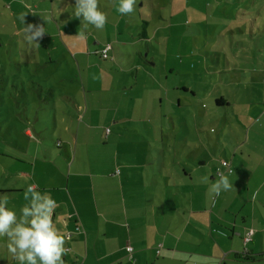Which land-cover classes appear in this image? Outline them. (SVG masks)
<instances>
[{
    "label": "rangeland",
    "instance_id": "rangeland-1",
    "mask_svg": "<svg viewBox=\"0 0 264 264\" xmlns=\"http://www.w3.org/2000/svg\"><path fill=\"white\" fill-rule=\"evenodd\" d=\"M39 1L45 7L34 9ZM98 3L108 11L102 29L82 26L81 19L74 15L76 0H0V180L4 171L8 174L9 165L15 172L28 169L38 146L44 148V153L49 154L50 149L56 155L59 140L71 136L65 130L71 118L61 109L66 105L58 100L59 91L76 92L83 104L80 90L85 84L89 91L107 94L108 107L112 86L118 87L117 79H121V85H132L138 91L141 106L148 102L153 106L149 111L153 112L148 115L146 110L134 120L122 122L120 129L115 130L122 138H118V144H104L101 131L94 130L101 144L95 153L100 151L113 159L116 150L123 156L132 152L133 162L139 163L142 157L140 163H145L151 172L159 166V156L165 151L172 154L166 158L167 168L178 154L187 158L186 154L192 153L191 166H200L193 160L195 156L204 157V170L209 176L225 158L234 162L232 169L240 176L228 190L232 196L247 200L248 196L243 197L238 191H247L250 186L252 196L259 185L264 194V0H137L134 12L127 15L116 11L118 0ZM20 13L27 14L25 26L45 24L55 32L45 30L39 44L29 42ZM118 24L124 36L131 39H137L133 34L142 32L143 25L149 36L140 47L114 46L111 53L116 54L120 64H126L125 71L117 64L109 69L111 59L93 53L97 41H111L116 35L111 27ZM79 32L82 35L77 37ZM140 50L144 67L136 80L137 70L134 69V77L126 70L138 62L135 55ZM50 56L55 63L39 68L32 62L39 57L49 60ZM75 57L85 59L81 77ZM30 76L41 81L42 88L34 87ZM49 87L57 92L54 97L59 106L58 124L52 104L45 103L51 98ZM35 88L39 93L33 92ZM222 96L231 105L217 108L215 100ZM138 98L136 95L132 106L122 107L124 117L129 118ZM127 101H131L130 97ZM99 122L94 117L92 123ZM106 128L113 131L114 127L109 125L103 130ZM26 130L33 135H26ZM168 135L194 143L190 147L184 142L166 146ZM197 184L198 181L191 191ZM169 189H175L173 181ZM259 201L264 209V200ZM246 211L250 213L249 209ZM261 214L256 211V218L263 221L264 210Z\"/></svg>",
    "mask_w": 264,
    "mask_h": 264
},
{
    "label": "crops",
    "instance_id": "crops-1",
    "mask_svg": "<svg viewBox=\"0 0 264 264\" xmlns=\"http://www.w3.org/2000/svg\"><path fill=\"white\" fill-rule=\"evenodd\" d=\"M41 6H44L43 1H39L34 9L40 10ZM41 25L45 27L44 30H52L48 25ZM111 30L116 35L111 41H97L93 53L101 57L100 53L107 44L113 46L112 52L116 44L140 47L142 41L149 39L148 34L146 39L143 38L140 31L133 34L137 39L124 36L119 24L112 26ZM111 52L107 59L112 61L109 69L117 64L123 66L125 71L126 64H120L116 54L112 55ZM135 56L138 62L130 65L126 71L134 77L136 69L137 76L134 78L137 80L144 67V59L141 50ZM35 59L32 62L39 68L55 63L51 56L49 60L44 57ZM75 59L81 77L85 59ZM38 82L42 88V82ZM117 82L118 87L112 86V99L108 107L105 106L109 100L107 94L89 91L85 84L80 90L83 104L78 101L76 92L70 94L59 91L58 100L66 105L61 109L71 118L70 124L65 126L67 134L71 136L59 140L60 149L56 155L50 149L49 154L47 151L44 153V148L38 146L28 169L15 172L11 170L12 165L7 166L9 172L6 175L4 171L0 180V193L10 199L5 201L7 206L19 212L26 203L23 193L29 184H36L37 190H49L52 193L58 202L53 220L65 237L64 264H264V220L256 218V211L262 212L263 216L262 201H259L264 200L262 185L255 188L252 196H249L250 186L247 191L240 189L238 192L243 197L248 196L247 200H241L228 190L217 194L212 189L213 182L219 179L217 169L209 176L204 170L205 158L196 156L193 160H197L200 166L193 168V163L189 161L192 153L186 154L187 158L178 154L172 159L170 168H167L166 158L172 157V154L165 151L159 156V166L152 168V172L145 163H140L142 157L139 163H134L132 152H126L123 156L121 151L116 150L113 159L100 151L95 153V148L101 144L94 130L101 131V142L106 141L104 144H118L121 143L117 141L120 135L115 130L120 129L122 122L134 120L136 115L140 112L142 115L146 110L148 115L153 112L149 111L153 106L148 102L141 106V97L132 85H121V79H117ZM33 92L39 93L37 88ZM47 92L51 98L46 99L45 103L52 104L58 124L59 106L54 97L57 92L52 87L47 88ZM136 95L139 97L138 104L129 118L124 117L122 107L126 109L128 104L132 106ZM39 97L43 96L39 94ZM128 97L130 102L127 101ZM148 115L142 120H146ZM96 116L100 122L95 125L92 121ZM109 125H113L114 132L111 130L108 133L109 128L103 130ZM26 135L32 136L33 133L26 130ZM166 139V146L184 142L190 147L194 143L188 138L177 139L169 135ZM146 142H149L148 139ZM47 158L50 159L47 161ZM231 162L234 168V162ZM55 168L58 170L54 171ZM222 174L228 175L232 183L240 177L236 175L235 169L231 174L223 169ZM172 181L175 189L170 190ZM197 181L195 196L191 190ZM182 195H187V198L184 200ZM251 231V241L245 243ZM6 242L7 237L0 236V264H19L8 252ZM128 247L132 251H128ZM246 253L253 255L255 261H245L243 256Z\"/></svg>",
    "mask_w": 264,
    "mask_h": 264
},
{
    "label": "clouds",
    "instance_id": "clouds-1",
    "mask_svg": "<svg viewBox=\"0 0 264 264\" xmlns=\"http://www.w3.org/2000/svg\"><path fill=\"white\" fill-rule=\"evenodd\" d=\"M136 6L137 0H118L116 11L127 15L133 13ZM74 9L75 17L81 19L85 28L91 25L102 29L107 23L108 13L102 9L98 0H76ZM26 15H19L26 39L39 44L45 27L35 24L25 26ZM81 35L79 32L77 37ZM37 187L36 184L27 186L23 193L26 203L19 212L7 206L4 200L6 194H0V236L7 237L8 252L19 264H64L62 257L66 253L65 237L53 220L58 202L49 190L40 191ZM232 187L233 183L226 174L220 175L212 184L217 194Z\"/></svg>",
    "mask_w": 264,
    "mask_h": 264
},
{
    "label": "built area",
    "instance_id": "built-area-1",
    "mask_svg": "<svg viewBox=\"0 0 264 264\" xmlns=\"http://www.w3.org/2000/svg\"><path fill=\"white\" fill-rule=\"evenodd\" d=\"M107 48V51L105 52V49ZM113 49V46L111 44H107L105 45V47L102 49L101 51V58L103 59H109L110 57V52ZM109 132V130H108ZM223 169L227 172V173H233V169L231 166V163L227 160H222L221 161V166L217 168V174L220 176L223 173ZM252 231L249 233V235L247 236V238L245 239V243H248L249 241H251V236H252ZM128 251H132L131 247H128Z\"/></svg>",
    "mask_w": 264,
    "mask_h": 264
},
{
    "label": "trees",
    "instance_id": "trees-1",
    "mask_svg": "<svg viewBox=\"0 0 264 264\" xmlns=\"http://www.w3.org/2000/svg\"><path fill=\"white\" fill-rule=\"evenodd\" d=\"M141 36L143 37V38H147V30H146V27L143 25L142 26V32H141ZM30 77H32V76H30ZM33 78V79H32ZM32 78H30V80L32 81L31 83L34 85V87H38V88H40V84H39V82L38 81H36L35 80V78L34 77H32ZM215 106L217 107V108H225L226 106H229V101L225 98V97H220V98H218V99H216L215 100ZM59 145V144H58ZM59 149H60V147H59ZM251 256V257H250ZM253 255H250L249 253H246L244 256H243V259L245 260V261H250V262H253V261H255V259H254V257H252Z\"/></svg>",
    "mask_w": 264,
    "mask_h": 264
}]
</instances>
